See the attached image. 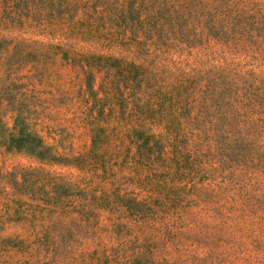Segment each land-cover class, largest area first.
Wrapping results in <instances>:
<instances>
[{"label": "rangeland", "instance_id": "1", "mask_svg": "<svg viewBox=\"0 0 264 264\" xmlns=\"http://www.w3.org/2000/svg\"><path fill=\"white\" fill-rule=\"evenodd\" d=\"M0 264H264V0H0Z\"/></svg>", "mask_w": 264, "mask_h": 264}, {"label": "trees", "instance_id": "2", "mask_svg": "<svg viewBox=\"0 0 264 264\" xmlns=\"http://www.w3.org/2000/svg\"><path fill=\"white\" fill-rule=\"evenodd\" d=\"M15 128L16 133L5 139L3 143L7 147L25 150L34 154L36 157L41 158V154L42 151H44L43 148H45V146L42 144L40 138L30 134L29 131H26L21 126H16Z\"/></svg>", "mask_w": 264, "mask_h": 264}]
</instances>
